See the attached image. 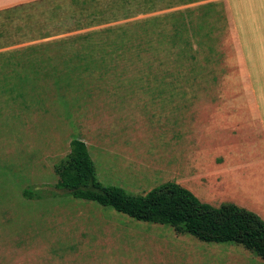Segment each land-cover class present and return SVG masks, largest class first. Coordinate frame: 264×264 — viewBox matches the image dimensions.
Segmentation results:
<instances>
[{
    "label": "rangeland",
    "instance_id": "374dc122",
    "mask_svg": "<svg viewBox=\"0 0 264 264\" xmlns=\"http://www.w3.org/2000/svg\"><path fill=\"white\" fill-rule=\"evenodd\" d=\"M224 10L48 0L0 14V264H264L55 187L78 138L104 186L177 182L264 220V122Z\"/></svg>",
    "mask_w": 264,
    "mask_h": 264
},
{
    "label": "trees",
    "instance_id": "16d2710c",
    "mask_svg": "<svg viewBox=\"0 0 264 264\" xmlns=\"http://www.w3.org/2000/svg\"><path fill=\"white\" fill-rule=\"evenodd\" d=\"M89 33L93 32L86 34ZM69 146V152L54 165L57 189L65 190L75 199L112 207L139 221L168 225L177 234H191L205 242L241 245L264 260V220L256 213L231 202L213 207L177 182H166L146 194L104 186L97 179L86 143L73 138ZM23 195L41 196L27 189Z\"/></svg>",
    "mask_w": 264,
    "mask_h": 264
},
{
    "label": "crops",
    "instance_id": "0c3cea01",
    "mask_svg": "<svg viewBox=\"0 0 264 264\" xmlns=\"http://www.w3.org/2000/svg\"><path fill=\"white\" fill-rule=\"evenodd\" d=\"M47 1L0 0V14H7L15 8L34 3L43 8ZM217 1L224 4L229 26H233L239 36L242 58L252 76L260 116L264 122V0Z\"/></svg>",
    "mask_w": 264,
    "mask_h": 264
}]
</instances>
